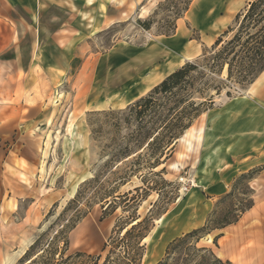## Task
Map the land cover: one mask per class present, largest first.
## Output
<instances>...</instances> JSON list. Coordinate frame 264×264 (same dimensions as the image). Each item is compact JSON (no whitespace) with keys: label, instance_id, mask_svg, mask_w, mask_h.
Instances as JSON below:
<instances>
[{"label":"rangeland","instance_id":"374dc122","mask_svg":"<svg viewBox=\"0 0 264 264\" xmlns=\"http://www.w3.org/2000/svg\"><path fill=\"white\" fill-rule=\"evenodd\" d=\"M135 1L112 4L113 17L105 18L101 30L64 50V38L54 34L59 43L50 41L48 32L52 25L53 30L66 28L67 20L73 19L60 17L64 7L54 0H21V34L31 41L22 42L18 51L21 71L15 81L10 80L12 67L0 66V264H18L50 224L56 222L46 237L54 236L76 208L87 206V215L69 233L67 254H101L99 264H103L109 248H102L115 225H125L133 215L140 219L149 216L151 230L142 264H157L174 238L203 227L210 217L211 224L231 221L248 202L243 181L227 197L241 173L230 178L264 156V147H258L256 155L251 150L231 160L221 149L228 143L234 150L238 131L250 143L264 137V116L256 124L252 113L259 108L264 114V74L254 85L226 87L215 95L212 108L193 121L183 140H176L170 156L156 168L148 165V148L137 151L138 125L128 109L166 77L144 80L153 68L165 62V72L195 60L234 24L248 0H143L133 7ZM187 2L189 9L176 20ZM38 10H49L52 17L48 12L39 16ZM110 20L115 23L107 27ZM174 25L187 33L185 38L181 31L180 37L185 38L181 42L173 40ZM39 28L40 41L30 44L32 34L28 32ZM35 36L39 38V34ZM45 38L52 42L47 48ZM190 40L194 44L183 51ZM88 58L94 69L92 65L88 79L80 83V70ZM238 108L243 114H238ZM16 142L24 146L18 148ZM127 146L132 151L129 157L123 154ZM11 148L14 154L26 150L29 161L18 162L16 155L12 163L6 158ZM80 190L78 203L58 219ZM125 194L134 195L135 201L128 204ZM258 197L257 193L253 198ZM108 201H116L118 207L104 214ZM254 223L241 220L231 224L252 230ZM229 225L202 231L197 246L217 253L221 235L232 227ZM80 227L84 231H78ZM179 256L185 258L184 251L170 264L194 263L176 259Z\"/></svg>","mask_w":264,"mask_h":264},{"label":"trees","instance_id":"16d2710c","mask_svg":"<svg viewBox=\"0 0 264 264\" xmlns=\"http://www.w3.org/2000/svg\"><path fill=\"white\" fill-rule=\"evenodd\" d=\"M188 9L187 2L176 15V20ZM143 23L148 25L149 21L145 20ZM176 28L177 25H174L173 30ZM262 72H264V0H248L245 8L235 16L234 24L229 25L210 48L204 47L195 60L185 62L169 73L148 94L128 106L132 118L138 125L135 138L137 151L148 148L149 167L160 166L170 156L176 140L192 126L193 121L212 108L215 95L220 94L226 87L229 89L235 86L248 87ZM211 90H215V93ZM227 94L230 95V90ZM196 96L203 101H197ZM123 154L125 157L132 155L131 147L127 146ZM260 170L261 168H253L234 178L227 197L235 194L238 183L243 181L248 198V202L234 219L221 224H211V217L208 218L203 227L174 238L167 245L165 256L157 264H170L172 258L183 251L185 258L179 256L176 259L182 258L184 263L232 264L230 260H223L217 256L212 248L200 247L197 243L202 237V231L211 232L235 223L254 205V190L249 183ZM81 193L80 190L58 219L65 217L69 209L78 203ZM111 195L109 193V196ZM124 197L128 204L131 200L135 201L134 195L129 198V194H125ZM114 203L117 202L108 201L104 205V214L117 209L118 206ZM88 211L89 206L76 208L54 236L46 237L56 222L50 224L48 229L32 242L18 264H99L101 254L85 251L67 254L69 233ZM130 219L123 226L116 224L104 243L102 251L107 248L109 251L103 264H142L146 253L145 238L150 233L151 220L149 216L140 219L135 215ZM193 238L195 239L192 243L190 239Z\"/></svg>","mask_w":264,"mask_h":264},{"label":"crops","instance_id":"0c3cea01","mask_svg":"<svg viewBox=\"0 0 264 264\" xmlns=\"http://www.w3.org/2000/svg\"><path fill=\"white\" fill-rule=\"evenodd\" d=\"M54 1L60 4V6L64 7V10L61 11V15H60L61 18H66V19L73 18L72 20H67L66 28L61 26L60 29L53 30V25L51 24L52 26L50 28V31H48L50 32L49 35L50 41H53L54 39L55 42L59 43L58 41L59 37L54 38V34H59V36H61V39L64 38V40L62 39L63 40L62 45L64 44L62 48H64V50L70 49L73 43H79L82 40H84L85 37L90 36V34H94L95 31L101 30L103 28L101 24H104L105 18L113 17V15L110 12L112 4H116L115 6H117V4L123 6V4H125L126 2V0H54ZM141 1L143 0L135 1V3H133L132 6L135 7V4H139ZM21 6H22L21 0H0V66L12 67L13 79H10L12 81H15V76L19 75L21 71L20 70L21 62L18 54L19 49H21V44L22 42L24 43L27 42L26 44H28V42L31 41L29 37L25 38L21 34V29H20ZM104 7H106L107 9L106 11L104 10ZM38 11L39 12H37L36 14L39 16H41L43 12L45 15H47L48 12V14L50 13L51 15L49 16L52 17V12L49 10H44L43 12L41 10ZM100 16H103L102 20H98ZM114 23L115 20H110V22L106 26L109 27ZM181 31L184 32V37L186 38L187 33L185 29L182 27L179 30V26H178L177 32L173 38L175 42H181L185 39L180 37ZM28 34L30 36L32 34L31 36L32 42L30 44H37L40 41V28L37 29V31L30 33L28 32ZM35 34L36 35L39 34V38L38 36L36 38ZM45 40H44V44L47 45H44V47L48 46V44H52V42H50L48 38H45ZM192 44L194 43L191 40L186 42L183 51H185V49L188 46H191ZM49 47L52 48L51 45ZM33 48L36 47L33 46ZM187 58L188 56H185L184 59ZM176 59L179 61V56ZM184 62L185 61L181 62L177 66L167 71L165 70V72L163 71L166 64L165 62H161L144 77V80L150 81L153 78H157V80H162L169 73L174 71L176 68L180 67ZM91 66L94 69V63H92L91 59L89 58L85 62H83L78 77L80 83L88 79V78L86 79V76H88L87 71ZM8 71L9 70H7L6 72ZM261 74L263 75L264 72H262ZM261 74L256 80H258L262 76ZM256 80L254 82H257ZM261 87H262V93L264 94V80L261 82ZM237 110L239 111L238 114L244 111L240 108H238ZM205 113L206 112H204L199 118H201ZM252 113L254 117V122L256 124L259 123L260 120L262 119L261 115L264 116V114H262L259 108L253 109ZM241 114H243V112ZM199 118L197 120H199ZM212 120L213 118L211 119V121ZM192 126L189 129H187V131H189L192 128ZM185 134L186 133H184V135L179 139L180 141L183 140ZM233 144H235L234 150L228 148L229 147L228 143L223 145V149H221L223 150L225 155L228 156L229 160L235 157L238 158H240L241 156L244 157L243 155H246L251 150H253L252 151L253 155H256L257 153L256 150L257 149L260 150V148L258 147L260 146L264 147V137H260L259 139H253V141L250 143L249 141L245 140L243 133L238 131L237 139L234 141V143H232V145ZM14 145H16L18 148L24 146L23 143L20 144L19 142H16ZM207 145L208 146L211 145V140L208 139ZM13 151L14 148H11L10 152H8V154L6 155V158L10 160L12 163H15L16 155L18 162L29 161L28 152L26 150L21 151V149H19L17 150L16 154H14ZM18 152H20V154H18ZM253 168H261L259 173L249 183L252 189L254 190L253 197L257 193L259 194V197L254 198V205L245 213H243L242 216L239 218V220L235 223H239V221L241 220L242 221L244 220V223H249L254 221L256 228L249 230V229H244L239 224H234V225L230 224L229 226L232 227L228 229L226 234L221 235L222 238L221 249L218 250V252L216 253L217 256H219L220 258L224 257L227 260H230L232 264L264 263V156L252 161L251 164L245 166L242 170L233 174L230 179H232L239 173L247 172ZM17 171L23 174L22 171L24 170L19 169ZM25 172L28 171L25 170ZM223 184L225 187H227V184L222 183V185ZM81 229L84 231L83 227H80L78 231ZM214 233L215 231H213L211 235H213Z\"/></svg>","mask_w":264,"mask_h":264},{"label":"bare ground","instance_id":"6f19581e","mask_svg":"<svg viewBox=\"0 0 264 264\" xmlns=\"http://www.w3.org/2000/svg\"><path fill=\"white\" fill-rule=\"evenodd\" d=\"M261 75H262V74H261ZM256 81H257V80H256ZM255 83H256V82H254L252 85H254ZM255 88H256V87H255ZM255 88H254V89H255ZM179 139H180V138H179ZM179 139H178V140H179ZM74 189H75V186L73 187L72 190H74ZM110 225H111V224H108L107 227L109 228ZM80 231L82 232V229H81ZM81 236H82V235H81ZM146 239H148V237H146L145 240H146ZM11 260H12V259H11ZM7 263H8V262H7Z\"/></svg>","mask_w":264,"mask_h":264}]
</instances>
